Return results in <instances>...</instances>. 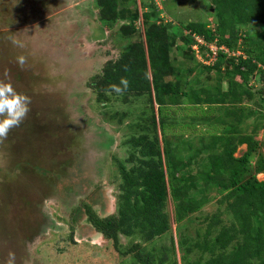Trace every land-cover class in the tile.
I'll list each match as a JSON object with an SVG mask.
<instances>
[{"label": "rangeland", "instance_id": "1", "mask_svg": "<svg viewBox=\"0 0 264 264\" xmlns=\"http://www.w3.org/2000/svg\"><path fill=\"white\" fill-rule=\"evenodd\" d=\"M154 1L164 23L215 27L210 0ZM114 26L100 20L94 0H0V264H133V254L115 250L90 227L86 215V207L99 217L116 214L118 167L131 166L124 141L139 132L154 134L146 101L140 106L133 100L125 104L120 95L98 98L88 85L126 43L117 33L119 25ZM247 31L252 40L264 38L259 26ZM182 34L188 32L176 35L170 57L187 69L194 63L185 56L192 55ZM205 76L202 82L213 86L215 73ZM242 106L245 113L259 111L242 126L243 134H253L258 143L250 157L254 164L264 160V109L246 97ZM174 131L182 133L177 127ZM190 131L181 134L188 143ZM184 152L191 154L187 146ZM245 152L242 145L235 156ZM256 177L264 181V172ZM217 199L211 195L202 214L194 215L202 220L215 213ZM167 210L172 234L150 243L139 235L120 236L121 252L135 243L145 251L168 248L175 233L171 201Z\"/></svg>", "mask_w": 264, "mask_h": 264}, {"label": "trees", "instance_id": "2", "mask_svg": "<svg viewBox=\"0 0 264 264\" xmlns=\"http://www.w3.org/2000/svg\"><path fill=\"white\" fill-rule=\"evenodd\" d=\"M210 1L213 30L207 22L164 23L154 0H94L100 20L119 25L117 33L126 43L91 77L89 87L98 98L120 95L125 104L133 100L151 108L154 134L139 132L124 141L131 166L118 167L116 214L99 217L86 207L90 227L124 256L132 253L133 264H264V181L256 177L264 172V160L251 164L258 143L242 128L259 112L245 113L244 97L264 109V38L252 40L247 31L264 29V0ZM183 31L188 34L180 40L192 55L185 56L194 63L187 69L170 57ZM194 37L218 49L212 65H204L209 50ZM192 46L199 48L198 59ZM213 72L214 85H205L201 79ZM251 82L259 88L253 90ZM219 109L223 115L216 114ZM176 127L182 133L176 134ZM186 130L189 143L181 135ZM242 145L246 152L235 156ZM185 146L191 154H185ZM211 195L218 197L217 211L200 220L194 214H202ZM170 201L175 233L169 247L145 251L135 243L121 252L120 236L139 235L150 243L172 234Z\"/></svg>", "mask_w": 264, "mask_h": 264}, {"label": "built area", "instance_id": "3", "mask_svg": "<svg viewBox=\"0 0 264 264\" xmlns=\"http://www.w3.org/2000/svg\"><path fill=\"white\" fill-rule=\"evenodd\" d=\"M201 43L202 42L199 41L198 44L202 45ZM203 45H205V44H203ZM194 48L196 49V53L198 54V49L199 48L197 46H194ZM207 49L209 51H207V53H206V60L205 61H208L207 64H211L212 65L215 62L216 58H217L218 49L216 48V46L211 47V48H207Z\"/></svg>", "mask_w": 264, "mask_h": 264}]
</instances>
